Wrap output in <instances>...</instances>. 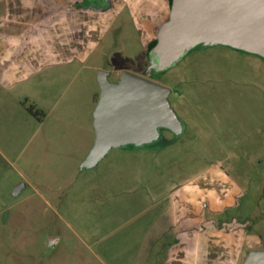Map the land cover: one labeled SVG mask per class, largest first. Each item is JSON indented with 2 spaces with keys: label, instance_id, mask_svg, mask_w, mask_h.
<instances>
[{
  "label": "rangeland",
  "instance_id": "1",
  "mask_svg": "<svg viewBox=\"0 0 264 264\" xmlns=\"http://www.w3.org/2000/svg\"><path fill=\"white\" fill-rule=\"evenodd\" d=\"M93 1L81 6L102 9L101 23L72 39L71 51L82 59L70 60L60 38L50 39L35 47L32 73L0 83V264H100L88 237L94 240L101 201L115 199L103 167L114 155L125 166L126 149L154 151L167 190L191 176L195 162L219 163L247 187L253 201L246 208L260 218L264 249V58L205 44L150 74L148 41L169 20L166 1ZM101 70L111 82L128 72L171 88L182 133L160 128L156 141L112 148L85 168L96 140L93 101L101 97ZM33 105L44 112L41 120L28 111Z\"/></svg>",
  "mask_w": 264,
  "mask_h": 264
},
{
  "label": "crops",
  "instance_id": "2",
  "mask_svg": "<svg viewBox=\"0 0 264 264\" xmlns=\"http://www.w3.org/2000/svg\"><path fill=\"white\" fill-rule=\"evenodd\" d=\"M81 2L0 0V83L32 73L35 47L50 39L60 38L70 60L82 59L73 55L72 42L82 27L101 23L104 11ZM93 102L95 112L99 97ZM126 150L125 166L114 155L103 167L115 199L101 201L94 240L88 237L94 245L87 244L100 264H244L251 250L260 249V218L246 208L253 201L248 189L219 163L195 162L192 175L167 190L154 151Z\"/></svg>",
  "mask_w": 264,
  "mask_h": 264
},
{
  "label": "water",
  "instance_id": "3",
  "mask_svg": "<svg viewBox=\"0 0 264 264\" xmlns=\"http://www.w3.org/2000/svg\"><path fill=\"white\" fill-rule=\"evenodd\" d=\"M205 44L226 45L264 58V0H172L169 20L149 52V73L166 70ZM109 74L98 73L101 97L94 113L96 140L83 163L85 168L95 167L112 148L156 141L160 128L176 134L183 131L170 103L171 88L150 75L125 72L119 81L111 82ZM25 186L19 184L14 195ZM244 264H264V249L251 250Z\"/></svg>",
  "mask_w": 264,
  "mask_h": 264
},
{
  "label": "trees",
  "instance_id": "4",
  "mask_svg": "<svg viewBox=\"0 0 264 264\" xmlns=\"http://www.w3.org/2000/svg\"><path fill=\"white\" fill-rule=\"evenodd\" d=\"M170 1V5H172V0H169ZM157 43V39L153 40L149 46H148V52H150V50L156 45ZM28 111L35 117H37L39 120H41V115L44 116V112L42 110H37L35 108V106H30L28 108Z\"/></svg>",
  "mask_w": 264,
  "mask_h": 264
}]
</instances>
